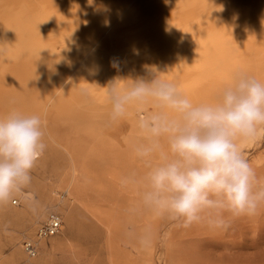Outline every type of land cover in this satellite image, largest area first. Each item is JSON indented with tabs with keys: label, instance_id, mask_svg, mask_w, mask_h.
<instances>
[{
	"label": "bare ground",
	"instance_id": "obj_1",
	"mask_svg": "<svg viewBox=\"0 0 264 264\" xmlns=\"http://www.w3.org/2000/svg\"><path fill=\"white\" fill-rule=\"evenodd\" d=\"M241 4L239 0H0V117L11 112L39 116L43 132L66 156H71L73 134L76 147L87 150L84 144L95 132L100 136L110 130L118 133L121 120L112 119L109 99L110 92L118 97V89L108 68L100 65L71 74L72 63L79 58L71 56V39L86 41L93 34L90 27L96 15L109 19L120 10L127 12L119 24L129 28L124 45L119 46L124 78L155 69L167 52L170 62L178 61V69L173 70L174 64L171 69L183 90H208L218 100L241 74L264 83V0ZM180 35L187 47L176 55L170 48ZM57 45H61L59 50ZM44 143L47 157L40 167L59 173L67 157L48 139ZM103 145L115 151L118 146ZM89 204L66 212L67 239L75 242L71 249L75 248L77 256L102 254V246L107 248L114 241L110 223ZM50 211L54 210H48L44 220ZM42 222L33 237L23 242L35 239ZM61 226L62 221L58 233ZM50 238L39 240L38 245ZM121 243L124 249L131 248V254L136 252L131 235ZM145 258L150 264V250ZM36 260L31 264H39Z\"/></svg>",
	"mask_w": 264,
	"mask_h": 264
},
{
	"label": "rangeland",
	"instance_id": "obj_2",
	"mask_svg": "<svg viewBox=\"0 0 264 264\" xmlns=\"http://www.w3.org/2000/svg\"><path fill=\"white\" fill-rule=\"evenodd\" d=\"M239 2L244 6L247 0ZM248 4L250 6L252 0H248ZM126 12L120 10L109 19L98 14L96 16L99 17L90 27L93 34L89 39L80 42L71 39V56H79L72 63L71 74L103 65L108 68V76L118 89V97L127 95L141 81L149 86L154 81H168L175 84L178 92L194 105L217 101L213 98L214 93L208 90L201 92L195 87L183 90L176 83L171 69L173 64V70L178 69V61L170 62L167 52L155 69L146 70L142 75L128 76L132 80L124 78L119 68V46L126 39L124 35L129 33V28L122 27L119 22ZM182 40L180 35L170 51L182 55L187 47L184 48L185 43L180 42ZM56 48L59 50L61 45ZM127 48L126 45L124 49ZM113 55L116 58L109 61ZM125 109L124 116L120 117L118 133L110 130L100 136L95 132L94 138L84 144L87 150L85 147L78 149L75 134L71 135V156H66L63 148L44 133V139L64 153L67 162L59 173L40 167L47 157L45 149L31 170L30 183L15 192L9 201L0 203V264H31L36 259L39 264H146L145 256L149 250L150 264H264V203L254 215L234 216L224 211L222 218L226 226L210 224L209 219L214 218L215 214L204 212L201 220L189 227H184L181 220H172L163 209L146 203V194L153 190L151 172L176 159L169 147L170 136L163 132L159 135L152 132L156 126L153 117H159L156 123L163 125L167 121H180L181 116L167 102L150 93L127 102ZM142 123L144 127H141ZM106 142L110 145L117 143L116 151L109 149L108 145L104 146ZM237 143L256 172L254 191L264 188V134L255 139L241 138ZM138 149L151 151L147 157H140ZM26 194L31 197L28 198ZM15 200L17 202L14 204ZM85 203L92 204L89 205L94 209L97 207L101 217L107 220V225L110 223L108 228L114 241L107 248L102 246V254L77 256L75 248L71 249L75 242L70 237L67 239L66 212L69 208L82 210ZM48 210L60 214L61 230L39 244L37 255L30 258L23 251L22 242L33 237ZM102 235L106 237V232ZM127 235L134 240L136 254H131L129 245L125 249L122 246L121 241ZM149 237L150 243L147 241ZM57 243L59 248L51 247ZM120 250L123 253L118 252Z\"/></svg>",
	"mask_w": 264,
	"mask_h": 264
},
{
	"label": "clouds",
	"instance_id": "obj_3",
	"mask_svg": "<svg viewBox=\"0 0 264 264\" xmlns=\"http://www.w3.org/2000/svg\"><path fill=\"white\" fill-rule=\"evenodd\" d=\"M148 93L167 102L181 120L160 125L159 117H153L152 132L170 136L176 159L151 172L153 190L146 194V203L181 220L184 227L199 222L204 212L215 214L209 219L214 226H226L224 211L254 215L264 203V188L254 191L256 172L237 141L264 134V83L241 74L216 102L194 105L172 82L149 86L141 81L123 97L109 93L112 119L124 116L127 102ZM45 149L39 116L11 112L0 117V203L30 183L31 170ZM150 151L138 149L137 154L147 157Z\"/></svg>",
	"mask_w": 264,
	"mask_h": 264
},
{
	"label": "built area",
	"instance_id": "obj_4",
	"mask_svg": "<svg viewBox=\"0 0 264 264\" xmlns=\"http://www.w3.org/2000/svg\"><path fill=\"white\" fill-rule=\"evenodd\" d=\"M16 202H17L16 200L13 201L14 204ZM60 224H61V220L59 214L54 211L48 212L47 218L40 225L35 239H29V240H25V242H22V247L24 251L30 256L36 255L37 249L39 247L38 241L39 240L44 241L45 239L56 235L59 231Z\"/></svg>",
	"mask_w": 264,
	"mask_h": 264
}]
</instances>
